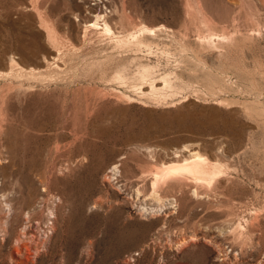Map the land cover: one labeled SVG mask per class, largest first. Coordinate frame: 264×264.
I'll use <instances>...</instances> for the list:
<instances>
[{"label": "rangeland", "instance_id": "1", "mask_svg": "<svg viewBox=\"0 0 264 264\" xmlns=\"http://www.w3.org/2000/svg\"><path fill=\"white\" fill-rule=\"evenodd\" d=\"M0 264H264V0H0Z\"/></svg>", "mask_w": 264, "mask_h": 264}, {"label": "bare ground", "instance_id": "2", "mask_svg": "<svg viewBox=\"0 0 264 264\" xmlns=\"http://www.w3.org/2000/svg\"><path fill=\"white\" fill-rule=\"evenodd\" d=\"M96 16L98 18V17H101L103 15L97 14ZM89 25L90 26H97V27L100 26L98 20L92 21ZM100 28H103L106 32L107 31L108 32H112V26L106 20H104V22L102 23ZM185 150L189 152L187 155H183L182 156L181 152L177 150V151H175V155L173 156V158L169 162H164L163 161L164 162L163 164L158 166L153 173L151 172L153 174V176H154L153 188H156V186L160 182L164 183V181L171 180V179L183 180V179H188V178L192 179L193 180L192 182L196 183L197 185H202V186H207V187L209 186L210 187V186L213 185V183H215L217 181V179H219L223 175V169L221 168V164L218 161L210 159L208 156H206V154L201 153L199 151V149L190 150L189 148L185 147ZM116 169H118L117 164H115L112 167V170L114 172L116 171ZM117 172H118V170H117ZM114 175H112V176H114ZM106 176H108V175H106ZM110 179L111 178H109V180ZM187 185H188V182H187ZM156 190L157 189H155V191ZM155 191H153V195L155 196V198L158 201L159 205L158 206H152V207H146V205L144 207L142 206L143 210H145L146 212L148 211V212H153L154 213L156 208L164 209L162 207L166 205V202H168L169 205L173 204V201H171L170 199H168L170 201L164 199V197L160 193H157V191L154 194ZM138 192H140V191H138ZM199 193H198V189L196 187V189H194V194L196 196L200 197L202 194L200 195ZM170 198H172V197H170ZM175 200H176V198L174 199V201ZM169 205H167V207H171ZM177 205H178V203H177ZM167 207L165 206V208H167ZM176 207L178 208V206H176ZM156 213L157 212H155L154 214H156ZM238 225L240 227V223ZM239 227H238V229H239ZM235 228H236V226H235ZM23 246H26V245H23Z\"/></svg>", "mask_w": 264, "mask_h": 264}]
</instances>
